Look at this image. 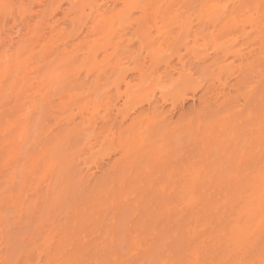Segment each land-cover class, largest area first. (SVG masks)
<instances>
[{
    "label": "rangeland",
    "instance_id": "1",
    "mask_svg": "<svg viewBox=\"0 0 264 264\" xmlns=\"http://www.w3.org/2000/svg\"><path fill=\"white\" fill-rule=\"evenodd\" d=\"M51 1L4 0L3 3L14 7L7 12L0 8V39L3 40L0 62L9 55H13L10 56L12 62L17 61V48L28 39L26 48L20 52L18 71L3 82L0 89V264H190L189 255L197 242L198 248L202 247L199 257L203 264H235L236 259L230 251L224 250L230 237V229L225 232L224 226H231L229 221L233 219L240 220L235 206H242L239 205V202L242 204L241 197L244 199L246 193L249 194L248 179L253 178L255 169L243 174L241 184L229 181V176L240 161L242 150L246 151L245 159L256 154L260 163L264 161V146L260 149L262 153L259 148L254 149L256 144L254 148L249 146L261 130L247 123L246 113L241 115L239 111L250 95L251 86L254 87L259 79V92L251 94L248 109L256 111V116L262 110L264 59L243 69L242 61L233 51L241 50L247 54L253 48L251 44H246L240 37L233 45L229 44L232 45L229 50L222 48L223 51L215 52L213 42L204 46L213 28L197 25L195 21L190 32L182 35L180 43L171 48L169 42L174 35L169 40L160 39L169 48L163 59L168 61L167 72L172 71L174 78L180 77L183 65L178 63V57L183 58L188 69L186 88L168 102H164L159 90L129 101L123 96L126 83L141 85L139 77L143 81L133 62L134 55L141 51L140 34H135L134 28L126 30L125 27L130 26L127 23L113 35V49L109 47L115 57L113 64L122 62L126 69L117 81L118 72L103 65L108 71L106 74L104 71L105 75L97 82L98 72H88L84 68L77 70L86 40L84 35L72 32V42L68 44H72L74 59L70 77L64 71L69 70L71 58L63 55L61 45L68 40L55 43L52 38L55 35L58 40L62 38L75 14L69 7V0L63 1L62 8L51 14ZM220 1L221 5L226 4V0ZM246 1L251 7L262 1L264 8V0ZM77 2L74 1V8L80 3ZM174 3V10L184 3L188 7L187 10L183 8L182 13L189 10L186 16L188 13L195 16L201 0H177ZM99 4L105 10L111 8L109 0H99ZM67 7L71 10L70 20L64 19ZM140 17V11H135L133 22ZM159 20L157 18L156 22ZM226 23V19L221 20L218 28ZM124 29L127 35L123 36ZM156 34L154 31L153 35ZM222 36L218 40L223 44ZM78 43L80 47L74 50ZM196 46H201L198 50L200 59L194 56ZM142 53L147 55L146 51ZM147 60L149 65L150 58ZM225 67L230 71L225 72ZM166 69L164 63L158 68L159 73ZM56 73L61 74L60 85L50 82ZM15 81L16 87L12 89ZM31 94L35 97L33 109L28 108ZM71 94H79L82 99L71 102ZM152 98L150 106L148 102ZM63 101L71 103L64 107ZM222 117L226 119L222 120ZM238 121L245 122L236 126ZM199 123L204 126L196 131ZM230 132L235 134L233 139ZM197 135L201 138L199 143L195 138ZM259 140L254 142L259 143ZM91 147H94L93 152ZM8 152L16 155L12 153L10 160L6 158ZM48 166H51L50 170ZM192 166L203 172L199 177L202 183L195 192L202 203L207 201V206L208 201L213 200L210 204L217 207V211L213 207L211 214L210 207L204 209L202 203L197 204L196 209L202 207L195 210L199 211L202 226L191 223L198 240L189 246L193 234V231L188 232L189 216L193 211L183 206L181 196L185 194L181 195V191L187 168L195 169ZM243 187L247 189L243 190ZM238 188L241 189L240 199L235 203L231 198L229 202L234 205L226 206V199ZM226 192L231 196L227 197ZM208 214L212 216L208 218ZM203 220L211 221V224L203 226ZM222 230L228 235L223 237L225 241L221 238ZM47 242L54 243L53 247L50 244L51 257ZM254 255L255 252L250 251L246 263L256 262ZM232 257L234 260H230Z\"/></svg>",
    "mask_w": 264,
    "mask_h": 264
},
{
    "label": "bare ground",
    "instance_id": "2",
    "mask_svg": "<svg viewBox=\"0 0 264 264\" xmlns=\"http://www.w3.org/2000/svg\"><path fill=\"white\" fill-rule=\"evenodd\" d=\"M3 1L4 0H0V4H2ZM49 1H51V0H49ZM63 1H65V0H52L51 3L49 2V4H50L49 6L52 8L51 14H55L56 11H58L62 8L61 4H63ZM74 1L69 0L67 2H68V4L70 2L69 7L71 6V8H72L71 10L72 11L74 10L73 12L76 16L75 15L73 16L72 15L73 13L71 15H72V17L75 18V20H73L72 17H71V20L68 19V16H70L68 14L71 10H69V8L67 7L69 11L67 10V12L64 16V19L67 18L68 20H70V24H69L70 26L67 24L70 28L65 34L62 35L61 39L58 40V35H55L52 38L53 39L52 41H54L55 43H58V42L62 43L63 40H66V39L68 40V42L64 41L65 44H61L63 47V52H64L63 55L67 56V57L69 56L71 58L70 59L71 66H70L68 71H64V72H66V74H69L68 76H70V77L72 76V70H70V69L73 66L74 59L72 58V55H71L72 54V44L71 45H68V44H70L72 42V32L77 31L76 33L78 35H80V34L84 35L85 40H86V42L84 44L85 48H82L83 49L82 50V60L79 64L80 66L78 68L76 67L77 70L80 68H84L88 72H91L93 70L96 71V73L98 72L99 74L97 73L98 77L96 80H97V82H99L100 81L99 78L101 77V75H105L108 71L106 69L104 70L103 65L104 66L107 65L106 66L107 69L109 67L111 70L118 72V76L116 79L118 81L119 80L118 78L122 77L126 67H125V64L122 62H118L117 64H113V60L115 57L113 55V52L112 53L109 52V47L112 45L111 39L113 38V35L116 34V32H118L120 30V28L124 27L127 23H130V26L125 27V29L126 28H134L135 34L136 33H138V35L140 34L139 39H140V44H141L140 45L141 51L134 55L133 62L135 64L136 70L139 71L140 74H142L141 76H143V81H141L142 77L141 78L139 77L140 83L142 82L141 85H139V83H136L135 86L134 85L131 86V82L126 83L127 90H126V92H124L123 96H125L126 99L129 101H133V100L138 99V98H144L145 95H148L152 91L154 93L155 90H159L161 97L164 100V102H168L169 100H172V99H175L176 97H178L179 94L181 93V91L186 88L187 83L189 82L187 79L188 76L186 75V72H188V69H186L184 64H183V58L181 56L178 57V63L183 65L181 72L179 73L180 77L174 78L172 71L167 72V70L170 68L169 63H168V61L164 60L163 57L165 56L164 55L165 52L169 51V48H171L175 44L180 43V40L183 37L182 35L185 36L186 34H188L190 32V30L192 28L191 26L195 21L197 22V25H203L205 27L207 26V27L213 28L212 33L210 34L209 39L205 42L206 44L204 46L207 47L209 42H213L214 43L213 48H214L215 52L216 51L217 52L223 51V50H221L222 48H224L225 50H229L228 48H231V46L236 41H238L240 37L243 38L242 39L243 41L245 40L246 44H251V46L253 48L247 54H243L241 52V50H239L237 52L233 51V52H235L239 61H242L241 66L243 67V69H245L247 66L248 67L252 66L253 62L254 61L256 62L258 59H260V60L264 59V8H263V5L261 4L262 1L261 2L259 1L255 4L253 3L254 6L252 5V7H251L246 3L247 2L246 0H226V4L224 3V5H221L222 2L220 0H208V1H205V0L202 1L201 0V4L197 8L199 10L195 11L197 13V15H195V12H194L195 16H193V14H190V13H188V16H186L187 14H185V13L190 12L189 10L183 11L184 14L182 13L181 10L183 8L186 9V7H188V6L184 5V3H185L184 1H182V2H184L182 4L183 7L180 3L181 6L180 7L177 6V7H179V9L174 10L175 6H173V5L175 4L174 2H176L177 0L176 1H174V0H109V2L111 4V8H109L107 10H105L103 8L102 4H99V0H76V2L78 1L77 3H79V2L80 3L77 6H75V8H74V6H72L74 4ZM187 3H188V1H187ZM229 4H231L232 6ZM50 7H48L49 10H51ZM23 9H25V8L23 7ZM137 10L140 11L141 17L139 19H137L135 22H133L134 20H132V16H133V13ZM172 10H174V12H172ZM184 16H186V17H184ZM157 18H160V20L162 18V20L161 21L159 20V22L158 21L156 22ZM129 19H131V20H129ZM224 19L227 20V23L225 24L224 27L218 28L221 20H224ZM52 29L54 30V27ZM72 29H73V31H72ZM154 31L157 32L156 35H153ZM126 33H127V31L123 33V36ZM226 33H228V34L224 36V34H226ZM232 33L235 35H233ZM222 34H223V36H222ZM172 35H174V37ZM123 36H121L120 39ZM221 36L223 37V40H224V41H222L223 44L220 43L221 41L219 42V40H218V38H220ZM161 38H164L165 40L166 39L169 40L172 38V40H170V42H169L170 46L168 45L169 48L167 47V43L165 41H160ZM27 40L28 39H24L22 41V44H20L19 47L17 48V50H18L16 52L17 61H15V59H14L12 62L11 61L12 57H10V56H13V55H9V57L7 56L8 58L4 59L5 61L3 60V62L2 61L0 62V89L3 87L2 83L10 80V78L14 75V73H16L18 71L20 64H21L20 52H22L26 48ZM184 42H186V40H184ZM2 43H3V40L0 39V44H2ZM229 44H232V45H229ZM79 47H80V44L74 46L73 48L75 50ZM111 47L113 49V46H111ZM200 47L201 46H196L193 49V51L195 52L194 56H198L197 57L198 59H200V57H201V55L198 53V50H200ZM143 51H146V53H147L146 56H143V53H142ZM242 51L244 52V50H242ZM197 53H198V55H197ZM101 56H102V58H101ZM148 58H150L149 65H147L148 64V60H147ZM250 60H251V63L249 62ZM246 61H248V63L244 64V62H246ZM162 63H164V66H166L167 69L163 73H159L158 68L162 65ZM255 65H257V64H254V66ZM259 65H260V63H259ZM242 67H241V69H242ZM104 71H106L105 74H104ZM224 71L229 72L230 68L225 67ZM76 73L74 72V75H76ZM163 74H169V75L164 76ZM60 77H61V74H58V73L54 74L50 78L51 84H57V85L59 84L60 85L62 83V81H60ZM122 79H125V77H123ZM116 80H115V82H116ZM16 84L17 83L15 81L11 85L12 86L11 88L14 89L16 87ZM145 85H147V86L145 87ZM259 86H261L260 79H259V81L256 82L254 87L251 86V88L249 90L250 95H248V99L246 100V103L245 104L243 103V105L241 104V106L239 107L240 108L239 111H240L241 115L242 114L245 115V113H246L245 117H246L247 123H250L251 126H257L258 130L259 131L261 130L260 131L261 133L259 132V134L257 135L258 137L256 136L257 138L251 139L253 141L250 140L251 142H249V143H251L252 145L248 144L249 146H251V148H254L255 144H256V148H254V149L259 148V151L261 152L260 149H262L264 146L263 145L264 139L261 138V137H264V132L262 135V131H264V110H263L264 109L263 108L264 107V95H263L264 92H262V95H261V93H258L261 95L260 99L263 98V100L261 99V103H260L261 105L263 103V105H262V107L260 106L262 110L259 112L260 114L258 113L259 117L256 116V113H257L256 111L253 112L254 111L253 109L252 110L248 109V105L250 103L252 95L258 90ZM258 92H259V90H258ZM154 96H155V94H154ZM30 97H31L30 101H28L29 102L28 108L33 109L35 107V103L33 102V99L35 98L34 94H31ZM257 97H258V95L256 96V98ZM154 98L149 100L148 104L150 106H151ZM80 99H82V96L79 94H75V95L71 94L70 95V101L71 102H72V100H80ZM63 102H65V101H63ZM63 102H62V105L63 106L66 105V107H67V104L70 105V103H71V102H67V103L65 102L66 104H63ZM86 103H88V101H86ZM4 104H5V102H4ZM1 105H3V104H1ZM26 106H27V104H26ZM253 106H255V105H253ZM229 115H231V114H229ZM225 119H223V117H222V120H225ZM238 120H241V119H238ZM244 122L240 121V123H239V121H238L239 124L237 123L236 126L243 125ZM89 123H90V121H89ZM11 124H12V122H11ZM246 125H249V124H246ZM246 125H244V127ZM202 126H204L202 123H199L198 126L196 125V131H198L197 128H199V130L202 129ZM206 126L209 127L208 124ZM9 132L11 133V131H9ZM207 133H209V132H207ZM197 134H198V132H197ZM230 134H232V133L230 132ZM201 135L202 134H200L199 136H201ZM234 135L235 134L233 132L232 139L234 138ZM3 136H5V134H3ZM199 136L198 135L195 136L196 140L199 139L197 141V143H199L200 139L202 138V136H201V138H198ZM4 138H6V137H4ZM7 138H10V137L7 136ZM257 139L258 140L262 139V140H261V142L259 140V143H255V142H258ZM93 150H94V147H91V152H93ZM262 150L264 151V148ZM8 153H6V154H8ZM12 153L13 152H10L6 158H9L11 160ZM261 153L259 154L260 156H262L264 154V153H262V155H261ZM13 154H15V152ZM246 157H247L246 151L242 150L241 153L239 154V159H238L240 161L238 163H236L235 167L233 168L234 170H232V173H230V176H229L230 180H229V178H228V180L233 181V183L235 181H237V183L240 182V184H241V182L243 180V176H244L243 174L248 172L249 170L255 169V174H254V172H252L254 174L253 178L248 179L249 180L248 183H250V185H249L250 187L247 185V187H249V190H250L249 194H247L246 193L247 191H245L246 197H244V199H242L243 197H241L242 204L239 202V205H242V206H238V204L235 206V207H238V211H236L237 213L235 212L236 215H238L237 218H240V220L242 219V221H244L245 216L247 218L245 219L246 221H244V225L241 224L242 221L239 220L240 221L239 222L238 219H236V220L233 219V221H229V223L232 224L231 226L230 225L224 226V227H226L224 229L225 232L227 229L228 230L230 229V233L227 230L230 237L228 240L229 242L227 244V247H225L224 250L227 249L228 251H230V255L233 256L234 259H236L235 264H241V262H244V264H248V263H246L247 262L246 260L248 258H250L249 252L253 251V252H255V255H254L255 259H253V260H256V262L259 264V261L261 260V258L264 257V161H263V164L260 163L261 159L258 155L256 156V154L251 155V157L248 159H245ZM13 159H14V157H13ZM262 159H263V157H262ZM249 161H250V163H249ZM192 167H194V166H192ZM47 169L50 170L51 166H50V168L48 166ZM195 169H190V168H187V170L185 169L186 170V175H185L186 178L184 177L185 178V184L183 182V187H182L183 190L181 191V192H183L181 195L185 194L184 197L181 196L183 198V202H184L183 206L185 205L186 208L193 211V213H191V211H190V213L192 215L189 216L190 223L188 226V232L191 233L193 231V234L189 240V241H191L189 243V246H191L192 244H195V241L198 240L197 235H196L197 233H195V231L192 229L191 223L193 224V222H195V223H198V227L202 226V225H200V223H201L200 220L202 218L200 217L199 211L196 212L197 209L200 208V206L198 205L199 208L196 209V206H197V204L202 203L201 202L202 200H201V197H199L197 195V193L195 192V190L197 191V186L202 183L201 179L199 178V177H201L200 173L202 172V169L201 170L197 169V167ZM49 170H47V172H49ZM169 172H170V170H169ZM250 178H251V176H250ZM229 184H231V183L229 182ZM228 186L227 187L230 188V185H228ZM231 188H234V187H231ZM215 189H217V188H215ZM239 189L240 188H238V190L236 191L237 193L232 192L235 195L237 194V196H236L237 200H235L236 197H234L235 195H233L231 192L230 193L233 197L231 195H228L229 192H226V196L227 195L231 196L228 198V200L226 199V201H225L226 206L228 204H233L234 202L237 203V201L240 199V197H238V196L240 195L239 192L241 191V189H240V191H239ZM242 189L244 190L247 188L243 187ZM227 190H229V189H227ZM238 193H239V195H238ZM10 198H12V200H13L12 195H9V199ZM231 198H232V200L234 199L233 203L229 202L231 200ZM205 202H207V201H205ZM205 202L202 203L204 205V209L210 207L209 208L210 210L209 209H207V210H209L211 212V214H213L212 208L214 206H212V204H210L213 202V200L211 202L208 201L212 207L209 206V204L207 206V204H205ZM178 203H179V201H178ZM214 203H216V201ZM214 208H216V209H214ZM214 208L213 209L217 211V207H214ZM228 208H229V206H228ZM169 209H170V207H169ZM181 209H184V208H181ZM204 209L202 211L205 212ZM233 209H235V208H233ZM207 210H206V212H207ZM236 210H237V208H236ZM184 211L182 210V212H184ZM188 211L185 213L188 214ZM216 211H214V212H216ZM228 211L232 212V210H228ZM178 213H180V211ZM228 213H226V214H228ZM181 214L182 213H180V215ZM211 214L210 215L208 214V216H209L208 218H210V216H212ZM214 214H217V212ZM224 215H225V211H224ZM240 215H241V217H240ZM242 215H244L243 216L244 219L242 218ZM180 217H179V219H181ZM184 217H185V215H184ZM206 219H207V217H206ZM204 221L205 220L202 221V224L205 223L203 226L211 224L210 223L211 221L210 222L209 221L204 222ZM239 224H241V226ZM227 226H229V228ZM198 227H196V228H198ZM211 229L213 231L215 230L213 227ZM221 229H223V228H221ZM182 230H183V228H182ZM219 233L220 232H218V234ZM226 235L227 234H224V231L222 230L221 231V236H222L221 238H223L224 236H225V238L228 237V235L227 236ZM218 236H220V234ZM223 240H224V238H223ZM197 243L199 244V242H197ZM197 243L194 246L192 245L193 251L189 255V257L191 256V260H189L190 264H203L201 261L202 259H200L201 257H199L200 256L199 250L202 247L199 246V248H198ZM48 244H49L47 247L48 255L51 257L50 254L53 253V252H51V250L53 251V249H51V248L53 247L52 244H54V243L50 242ZM50 244L52 245V247ZM180 245H182V244H180ZM58 251H59V249H58ZM183 253H184V251H183ZM180 254H182V253H180ZM64 256H65V254H64ZM233 257L230 258V260L233 259ZM151 260L152 259H150V261ZM75 262H77V261H75Z\"/></svg>",
    "mask_w": 264,
    "mask_h": 264
},
{
    "label": "snow or ice",
    "instance_id": "3",
    "mask_svg": "<svg viewBox=\"0 0 264 264\" xmlns=\"http://www.w3.org/2000/svg\"><path fill=\"white\" fill-rule=\"evenodd\" d=\"M13 7H14V5L7 4V3L0 4V8H3L5 10V12H7L10 8H13ZM164 264H168V262H164ZM241 264H244V262H241ZM248 264H256V262H254V261L248 262ZM259 264H264V257L261 258V260L259 261Z\"/></svg>",
    "mask_w": 264,
    "mask_h": 264
}]
</instances>
